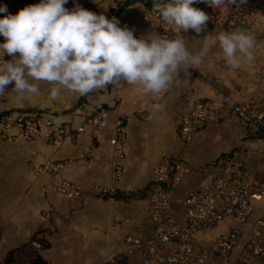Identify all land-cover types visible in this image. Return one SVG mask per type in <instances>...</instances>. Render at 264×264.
<instances>
[{
    "label": "crops",
    "instance_id": "0c3cea01",
    "mask_svg": "<svg viewBox=\"0 0 264 264\" xmlns=\"http://www.w3.org/2000/svg\"><path fill=\"white\" fill-rule=\"evenodd\" d=\"M124 1L131 9L118 17L120 26L141 34L135 11L144 1ZM36 3L39 0H8L10 14ZM76 4L107 14L120 0H69L64 6L71 10ZM235 29L255 38L251 62L230 69L215 39L221 30L193 33L184 38L185 44L189 51L201 55L204 63L189 69L190 74L181 71L159 94L144 93L138 85L119 81L83 95L64 89L54 101L50 85L43 82L38 94L18 95L12 92L14 82L6 86L1 117L40 113L49 115L56 126L76 127L97 109L108 108L125 120L128 139L127 165L117 184L118 199H110L102 189L112 184V123L94 138L74 133L73 139L56 146L46 140L27 142L0 120V264H95L119 255L132 228L151 235L148 198L153 166L165 159L187 168L172 189L171 214L178 222H182L185 196L210 184L220 173L221 161L234 150L243 153L248 181L264 182V128L262 134L254 135L225 115L193 134L191 141L180 137L181 120L198 101L230 95L264 111V13L255 27L240 24ZM146 31L157 32L156 23L151 22ZM11 59L8 56L6 61ZM203 74L217 84L207 82ZM80 157L87 158L93 169L60 174L81 187L78 195L46 188L56 182L57 174H38L40 165ZM255 213L264 214V205L256 204ZM229 226L223 223L210 231L211 236L203 235L204 243L210 244L213 236ZM7 258L11 259L8 263ZM134 261L142 264L139 256Z\"/></svg>",
    "mask_w": 264,
    "mask_h": 264
},
{
    "label": "built area",
    "instance_id": "2783aa9c",
    "mask_svg": "<svg viewBox=\"0 0 264 264\" xmlns=\"http://www.w3.org/2000/svg\"><path fill=\"white\" fill-rule=\"evenodd\" d=\"M142 6L135 11L139 38L150 33L146 31L151 22L156 23L157 34L168 38L183 37L195 33L189 29L182 32L174 25L165 23L154 8V0H142ZM208 0L202 9L209 20L202 31H232L240 24L255 27L264 13V0H246L240 4H229L213 8ZM0 4L10 8L8 0ZM131 7L120 0V4L105 14L109 19L129 13ZM95 12V11H92ZM8 13H0L3 18ZM96 13V12H95ZM102 14V13H96ZM4 38L0 36V43ZM8 55H5L6 61ZM202 77L216 85L207 74ZM6 92L0 95L3 101ZM229 115L234 121L246 127L254 135L263 133L264 111L252 104H245L230 95L196 102L190 113L182 118L180 137L191 141L193 134L203 130L208 124L221 121ZM1 122L16 129L27 142L49 141L56 146L74 138V133L91 138L98 136L110 123L115 129L114 161L111 170L112 184L103 188L110 199H116L117 184L127 165L126 145L128 129L125 120L108 108H99L83 122L56 126L46 114L32 113L14 117L3 115ZM220 173L202 188L189 192L183 201L182 222L171 214L172 189L179 183L181 173L187 170L180 164L165 159L153 166V179L148 198V217L152 223V234L146 235L141 229L132 228L125 237V248L117 256L95 264H136L139 256L142 264H264V214L257 215L256 204L264 205V182L248 181L245 161L240 150H234L221 161ZM92 163L87 158L49 160L37 168L38 174H57L56 182L46 187L67 196H76L81 187L62 177L64 170H91ZM223 223L230 224L225 231H219L210 244L204 243L203 235L218 229Z\"/></svg>",
    "mask_w": 264,
    "mask_h": 264
},
{
    "label": "clouds",
    "instance_id": "9594fccd",
    "mask_svg": "<svg viewBox=\"0 0 264 264\" xmlns=\"http://www.w3.org/2000/svg\"><path fill=\"white\" fill-rule=\"evenodd\" d=\"M69 0H39L15 15L0 4V95L14 82L18 95L38 94L41 83L50 85V98L59 100L66 89L81 95L119 81L138 85L144 93L159 94L181 71L197 69L199 54L189 51L184 38H168L152 32L137 38L116 17L96 14ZM206 0H154L162 20L183 33L199 34L209 16L193 7ZM246 0H239L240 4ZM237 0H211L213 8L236 4ZM219 43L226 65L239 69L254 59L255 38L243 29L221 30ZM5 55L11 56L5 61ZM159 108V105H153Z\"/></svg>",
    "mask_w": 264,
    "mask_h": 264
},
{
    "label": "trees",
    "instance_id": "16d2710c",
    "mask_svg": "<svg viewBox=\"0 0 264 264\" xmlns=\"http://www.w3.org/2000/svg\"><path fill=\"white\" fill-rule=\"evenodd\" d=\"M208 0H206L207 2ZM203 5H205V2H198L197 4H194L193 7H196V8H199V9H202ZM0 119H1V115H0ZM116 199H118V195H116ZM12 256V254H11ZM11 259H6V263H8V261H10Z\"/></svg>",
    "mask_w": 264,
    "mask_h": 264
}]
</instances>
